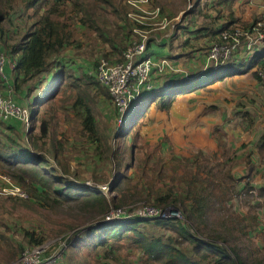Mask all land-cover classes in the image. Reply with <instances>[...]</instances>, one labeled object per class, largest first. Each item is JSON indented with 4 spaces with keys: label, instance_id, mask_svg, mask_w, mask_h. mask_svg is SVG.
Instances as JSON below:
<instances>
[{
    "label": "trees",
    "instance_id": "16d2710c",
    "mask_svg": "<svg viewBox=\"0 0 264 264\" xmlns=\"http://www.w3.org/2000/svg\"><path fill=\"white\" fill-rule=\"evenodd\" d=\"M128 1L130 0H94L91 6L93 8L100 5L115 8L118 6V10L135 11L136 16L149 13L147 12L150 7L149 1L139 8L131 6ZM201 1L195 0L193 7L186 14L189 13L191 18L201 16L205 21L202 26L196 27L194 22H189L183 29L176 27L168 40L165 38L169 41L165 45L167 50L155 48L154 43L146 44L144 55L139 61L150 59L158 63L165 60L167 65L162 69L159 67L152 69L149 76L151 88L143 89L129 105L122 122L126 123L125 128L123 127L117 134L118 140L121 141L127 135H131L143 119L167 118L174 105L181 99L185 101L186 97L193 95L190 97V101L193 102L185 103L188 108L201 102L205 97V100L214 103L209 107L212 112L225 116L227 108L235 104L234 101L239 100L234 106L235 109L242 108L246 104V101H242L243 98L251 99L253 96L254 99L257 86L258 89L264 87V76H260L264 75L262 49L264 43L250 52L240 46L229 59L219 60L216 65L207 60L208 53L214 43L219 41L221 32L232 28L251 30L257 22L264 19V8L261 15L257 16L249 0H210L208 6L205 4L207 9L204 13ZM12 2L13 0H0V55L4 58L2 69L4 78L0 76V94L20 106L21 102H25L29 109L27 110L30 111L29 127L25 128L22 125L26 135L24 140L16 142L8 133L15 134L16 124L19 122L0 121V177L9 178L27 198L5 194L0 196L27 209L34 208L36 203L32 201H36L39 202L38 205L50 211H59L61 218L57 223L63 224L61 231L75 230L82 224L101 217L96 223L83 227L81 233L74 235L72 240L59 239L67 240V245L61 259L55 264H88L89 260L97 263L103 261L104 264H264V223H261L260 218L251 223L243 215L233 211L230 215L231 220L226 225L222 218H212L216 224L210 220L212 212L217 211L212 192L216 185L212 181L215 175L211 170H207L204 178H201V170L204 169L196 165L195 172L187 182L189 186L185 196L173 193L162 195L159 191H153L152 186L146 183H151L150 180H146L145 187L140 184V180L135 183L131 177L124 174L126 166L121 171L120 161L116 163V178L108 187L111 193H115L111 198L102 191L70 184L71 181L67 177L70 175L69 160L63 155L66 140H58L52 130L53 103L58 94L62 93L67 99H73L71 106L62 103L66 107L60 105V108L63 110L67 108L69 113H73L74 117L70 120L79 122L81 127L79 134L85 136L90 143H98L96 148L108 137L102 138V141L98 136L94 101L88 98L87 87L99 85L102 96L110 100L116 115L117 111L108 90L94 75V78L87 76L86 73L76 75L68 65L57 59L62 50L69 45L70 35L65 34L64 29L51 18L56 9L48 6L49 1L25 0L23 13L29 9L33 13L45 12L37 20H33L30 14L28 18L34 22L26 25L16 35L12 34V30L17 26L13 24L11 15L17 13L19 6L13 5ZM74 4H77V1ZM10 9L12 11L8 12ZM95 10L82 11L83 24L88 27L94 25L91 14ZM209 10H213L212 17L207 14ZM129 11L126 12L127 16H135ZM20 15L18 21H21ZM10 27L14 28L10 30ZM176 42H179L177 46ZM258 48L262 50L257 51ZM121 61L122 54L117 61L110 62ZM98 63L99 61L96 66ZM248 73L253 79L254 87L245 84L237 94L227 96H225L227 93L218 95L213 89L216 84ZM253 103L256 104V100H253ZM235 109L228 118L231 129L244 123L247 129L255 130L254 152L261 161H264V130L257 129L259 123L262 124L260 120L264 118V98L257 113L252 110L242 112ZM216 132L224 139L227 136L222 125L215 128V134ZM164 139L156 140L159 148ZM105 142L104 147L107 145ZM226 144L228 146L225 148L232 155L224 159L230 164L228 179L231 178L234 181L233 185L236 183L238 190L244 194L256 192L257 197L264 203V183L257 187L251 185L255 166L249 162V157L236 159L232 147L227 142ZM72 149L76 150L75 147ZM100 150L101 148H97L102 159H107L111 153L110 148L104 152ZM130 156L132 157L131 152ZM170 156L173 157L172 160L188 163L194 154L174 152ZM50 160L55 163L57 169L52 166ZM242 165H245V173L238 171ZM216 166L222 170L224 164L216 163ZM257 172L264 180V166ZM3 187H7V183L0 179V190ZM136 202H144L159 209L172 207L182 214L183 220L156 218L102 222L111 208L132 212L138 208ZM10 234L11 229L0 216L2 264H11L24 249L44 243L42 237L29 230H23L17 241L12 239ZM121 248L127 252L134 250L137 258L121 261L119 256ZM82 250H87L90 255L82 256Z\"/></svg>",
    "mask_w": 264,
    "mask_h": 264
},
{
    "label": "rangeland",
    "instance_id": "374dc122",
    "mask_svg": "<svg viewBox=\"0 0 264 264\" xmlns=\"http://www.w3.org/2000/svg\"><path fill=\"white\" fill-rule=\"evenodd\" d=\"M47 1H49L48 6H53L56 9L51 18L60 28L64 29L65 34L69 33L70 35L69 45L62 50L57 59L68 65L76 75L86 73L90 77H93L94 67L98 61L105 58L111 62L117 61L125 47L134 41H138L141 36H145L146 44L150 42V44L154 43L155 48L166 49L165 45L169 43L167 40L176 30V27L183 29V26H187L189 22H194L195 26L199 27L205 22L201 16L191 18L188 15L189 13L186 14L193 7L195 0H148L150 7L147 12L149 13H141V16H136L135 11L132 10H118V6L115 8L114 6L100 5L98 8L97 6L93 8L91 4L94 0ZM75 1H77V4H74ZM12 3L19 6L17 13L11 15L13 24L17 26L16 29L12 30L14 35L20 33L26 25L34 22L33 20H37L45 12L33 13L29 9L26 13H23L22 7L25 0H13ZM210 3V0L201 1L204 13ZM258 7L260 8L254 7L253 10L257 16H259L257 12L263 10L264 4H259ZM261 7L263 8L261 9ZM91 9H96L91 14L94 25L88 27L82 23L83 17L81 15L82 11ZM127 11L135 16H127ZM152 11L154 12L152 13ZM157 11L158 15H155ZM30 14H32L33 20L28 18ZM207 14L212 17L213 10H209ZM19 15L21 21H18ZM160 16L161 18H159ZM128 18L130 22L127 20ZM146 18H153L160 22L157 21L158 24L157 22L150 23ZM164 18L168 23L165 28L161 26ZM12 28L14 27H10V30ZM164 36L167 37V40L162 39L159 41ZM175 44L177 46L179 42ZM101 90L99 85L87 87L88 98L94 101L97 128L99 129L98 136L102 141V138L108 137L105 140L106 142L104 141L107 144L106 147L103 145L104 142L99 143V147H97L101 148L103 152L110 148L111 153L107 159H102L97 152L96 146L98 143H90L85 136L79 134L81 131L79 122L70 120L74 117L73 113H69L67 108H64V110L60 108V105H63L62 103L71 106L73 99L69 100L64 97L65 95L59 93L53 103L54 127L52 130L58 140H66L63 155L69 160L70 175L67 177L70 179L71 185L86 187L89 190H99L108 198H111L115 193H111L108 187L116 178V163L120 161L121 171L126 166L124 174L131 177L135 183L140 180V184L145 187L146 180H150L151 183H146L152 186L153 191H159L162 195L173 193L185 196L189 186L187 182L191 174L195 172V166L197 165L204 169L201 170V178H204L207 170H211V173L215 175L212 181L216 185L212 188V192L215 196L216 203L214 207L217 208V211L212 212L211 221L212 218H222L226 225L231 220L230 215L234 211L243 215L251 223L257 221L258 218H260L261 223H264L263 200L259 199L257 194L254 193L244 194L243 191L238 190L236 183L235 186L233 185L234 181L231 178L228 179L230 164L226 163L224 159L230 158L232 155L225 148L228 146L226 140L218 132L214 134L216 141H212V138L207 140L208 135L204 131L207 123L203 122L206 120L200 118V114L197 113L198 109L194 108L197 103L189 109L184 99H181L174 105L167 118L143 119L131 135H127L120 141L117 139V134L126 123H119L113 105L109 99L102 96ZM30 101L32 104V97ZM21 106L28 109L24 101L21 102ZM20 125L19 123L16 124L15 134L8 133L10 138L16 142L24 140L26 135L24 128ZM159 138L167 139L166 141L163 140L160 148L156 144V140ZM72 147H75L76 150ZM174 152H189L194 154V157L188 163L178 162L172 160L173 157L170 156ZM50 161L53 164L52 166L57 169L55 163L52 160ZM216 163H223V169H218ZM2 197L0 196V216L12 231L10 237L17 241L20 239L23 230H29L37 234L38 237H42L44 239L43 244L51 246V250L57 248L59 242H61L58 241L59 239L68 238V240H72L74 235L81 233L83 227H87V224L96 223L101 218L97 217L75 228V230L61 231L63 224L57 223V220L61 218L59 211H50L44 206L38 205L39 202L36 201H32V203H36L34 208L27 209ZM142 204L145 203L136 202L135 205ZM212 222L216 224L215 221ZM134 253V250L127 252L124 251V248H121L119 251L120 260L124 262L125 260L129 261L132 258H137ZM81 254L86 257L90 255V252L82 250ZM88 264H104V262L97 263L89 260Z\"/></svg>",
    "mask_w": 264,
    "mask_h": 264
},
{
    "label": "built area",
    "instance_id": "2783aa9c",
    "mask_svg": "<svg viewBox=\"0 0 264 264\" xmlns=\"http://www.w3.org/2000/svg\"><path fill=\"white\" fill-rule=\"evenodd\" d=\"M148 0H130L131 6L139 8L140 5L146 4ZM264 14V10H263ZM158 15V11L155 13ZM164 21V22H163ZM163 28L168 25L167 21L162 20ZM161 22V23H162ZM264 43V19L257 22L251 30H242L240 28H232L223 31L219 35V41L211 47L207 60L215 65L219 60H227L231 55L243 46L245 51L250 52L253 48ZM146 46L145 36H141L138 41H134L122 52V61L111 63L109 60L101 59L94 70V76L99 83L104 86L109 93V97L113 102L119 123L123 122V118L128 111L129 105L141 93L143 89L151 88L149 76L153 68L167 65L165 60L158 63L152 62L150 59L139 61L144 55ZM4 58L0 55V76L3 75ZM260 76H264L261 75ZM17 121L25 128L29 127V111L21 107L17 102L5 98L0 94V121ZM7 183V187L0 190V194L19 196L27 198L26 194L19 187L12 184L7 177H0ZM156 218H171L183 220L182 214L172 207L159 209L149 204L139 205L132 212L125 209H110L102 220L104 223L118 222L127 219L149 220ZM56 249L51 250V246L42 244L30 249H24L17 260L11 264H55L61 259V254L67 245V240H58Z\"/></svg>",
    "mask_w": 264,
    "mask_h": 264
},
{
    "label": "crops",
    "instance_id": "0c3cea01",
    "mask_svg": "<svg viewBox=\"0 0 264 264\" xmlns=\"http://www.w3.org/2000/svg\"><path fill=\"white\" fill-rule=\"evenodd\" d=\"M249 2L251 3L252 6H254L256 8H260V7H258V5L261 3L263 4L264 0H249ZM262 8L263 7H261V9ZM261 13H262L261 10H259L257 12V14H259V15H261ZM146 19H148V21L150 23H156L157 21H159V20L156 21L153 18H151V19L146 18ZM157 24H158V22H157ZM162 39H165V36L160 38L159 41H161ZM258 49L259 50H257V49L256 50L260 51L261 48H258ZM262 49H264V47H262ZM245 84H248L249 86H252V87H254V85H255L250 73L236 77V78H233V79H231L227 82H224V83L216 84V85H214L213 89L216 90V92H217L216 94H218V95H223L225 93H227V94H225V96H227L229 94L235 95L240 91V88L242 86H244ZM256 89H257L255 91L256 97L254 99H253V96H251V99L243 98L242 101L243 100L246 101V104L244 107L238 108V109H235L234 106H236V104L238 103L239 100L234 101L235 104H232V106H229L227 108L228 110H227L225 116L223 114H220V113H215L214 111L212 112L211 108H209V107L213 106L214 103H211V101H209V100H205V97L201 100V102H198L196 104V106L194 107V108L198 109L197 113L200 114V118H203L206 120L203 122L207 123L205 130H204L208 135L207 140L212 138V141H213L214 140V134H215V128L222 125L224 130L227 132V136L225 137V140L229 144V146L232 147L233 151L235 152V154L237 156L236 159L241 160L243 158L249 157V160H250L249 162L253 166H255V169L253 172L254 176H253V179L251 181V185L254 187H257L261 183H264V180H262L260 178L261 176L257 172L262 166H264V161H261L258 158V156L256 155V153L254 152L256 131L253 129H247L246 124H244V123L240 124L239 126L235 127L232 130L231 129L232 127H230V125H229V119L228 118H229V114L231 115V113L233 112L234 109H235V111H242V112H244L246 110L247 111L252 110L255 113H257V110L260 106V103L264 98V87H261L258 89V86H257ZM192 96H190V97H192ZM190 97L185 98V103L193 102V101H190ZM236 99H237V97L235 98V100ZM253 100H256L257 103L256 104L253 103ZM189 109H191V108H189ZM194 116H196V115H194ZM260 121H262V124L259 123V127H257V129L263 128V130H264V118H262ZM238 171L241 173H245L246 172L245 165L240 166ZM253 193L256 194V192H252V194Z\"/></svg>",
    "mask_w": 264,
    "mask_h": 264
}]
</instances>
